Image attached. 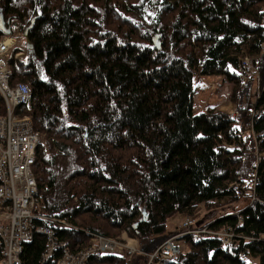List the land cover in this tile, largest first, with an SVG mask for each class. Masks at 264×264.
Masks as SVG:
<instances>
[{
	"label": "trees",
	"instance_id": "1",
	"mask_svg": "<svg viewBox=\"0 0 264 264\" xmlns=\"http://www.w3.org/2000/svg\"><path fill=\"white\" fill-rule=\"evenodd\" d=\"M0 17L20 26L26 48L8 65L10 83L31 90L15 114L41 136L43 212L74 227L59 240L74 248L124 232L141 253L86 264H148L169 218L249 199L206 225L233 243L185 235L166 264H248L241 253L264 264V86L248 102L240 66L243 54L259 57L264 81V0H0ZM196 76L231 86L234 116L195 112ZM43 250L36 235L22 263L41 264Z\"/></svg>",
	"mask_w": 264,
	"mask_h": 264
},
{
	"label": "built area",
	"instance_id": "2",
	"mask_svg": "<svg viewBox=\"0 0 264 264\" xmlns=\"http://www.w3.org/2000/svg\"><path fill=\"white\" fill-rule=\"evenodd\" d=\"M10 29V35L0 37V96L5 105V113L0 115V264H23V250L36 235L44 239V250L39 260L41 264H86L91 257L129 259L141 253L137 240L126 234L119 239L90 234L85 243L77 244L74 248H69L57 237L56 230L74 227L65 220L47 216L39 200L33 169L41 136L33 130L28 116L15 114L18 107L29 105L31 90L23 83H10L12 73L8 65L11 56L23 62L27 53L22 44L20 26L14 23ZM240 66L247 75L252 69L251 58L243 54ZM234 114L230 113L231 116ZM232 186L234 191H238L237 184ZM185 235H191L195 240L218 238L223 246H228L234 240V234L229 229L197 228L194 227L193 216L185 217L177 235L146 254L148 264L173 261L181 252L175 241ZM234 246L237 247V244ZM240 258L254 264L247 260L246 253H241Z\"/></svg>",
	"mask_w": 264,
	"mask_h": 264
},
{
	"label": "rangeland",
	"instance_id": "3",
	"mask_svg": "<svg viewBox=\"0 0 264 264\" xmlns=\"http://www.w3.org/2000/svg\"><path fill=\"white\" fill-rule=\"evenodd\" d=\"M262 51L264 52V45L262 47ZM249 56V55H247ZM252 69L248 72L244 83L248 84L247 90V100L251 104H255L259 90L262 86H264V81L261 79V75L259 73L257 67V60L259 57H252ZM196 81L194 83L196 96L194 99V108L195 112H204L209 109H215L223 113H235V105L231 102V86L224 82V80L220 77H210L205 79H200L199 76L195 77ZM249 203V199H242L238 203L233 205H222L219 207H211L207 208L204 205H200L196 212L194 213V227L200 228L204 227L210 222L223 217L228 214L239 212L243 207H245ZM184 215H175L167 220L166 223V234H171L180 231L182 226ZM223 229H220V231ZM124 232L120 233L119 236L112 239H119ZM172 236V235H169ZM169 238V237H168ZM176 244L180 247V250H185L186 245L184 243H180L177 241ZM139 246V245H138Z\"/></svg>",
	"mask_w": 264,
	"mask_h": 264
},
{
	"label": "water",
	"instance_id": "4",
	"mask_svg": "<svg viewBox=\"0 0 264 264\" xmlns=\"http://www.w3.org/2000/svg\"><path fill=\"white\" fill-rule=\"evenodd\" d=\"M0 31L2 32L3 35H10L11 34L10 27H7L5 25V22L3 21L2 17H0Z\"/></svg>",
	"mask_w": 264,
	"mask_h": 264
},
{
	"label": "crops",
	"instance_id": "5",
	"mask_svg": "<svg viewBox=\"0 0 264 264\" xmlns=\"http://www.w3.org/2000/svg\"><path fill=\"white\" fill-rule=\"evenodd\" d=\"M205 78H210V77H200V79H205ZM195 81H196V79L194 78V79H193V85H194ZM194 109H195V108H194ZM202 112H203V111H202ZM196 113H200V112L198 111V112H196ZM176 232H179V230H177ZM176 232L171 233L172 236H169V238L173 237L174 234H175ZM169 235H170V234H169ZM167 239H168V238H167ZM177 241H180V243H181V240L176 239L175 242H177Z\"/></svg>",
	"mask_w": 264,
	"mask_h": 264
}]
</instances>
